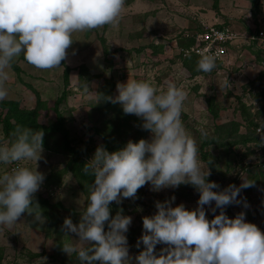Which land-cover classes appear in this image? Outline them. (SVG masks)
<instances>
[{
  "label": "rangeland",
  "instance_id": "obj_1",
  "mask_svg": "<svg viewBox=\"0 0 264 264\" xmlns=\"http://www.w3.org/2000/svg\"><path fill=\"white\" fill-rule=\"evenodd\" d=\"M255 1L252 9L250 0H125L117 26L74 33L64 60L70 68L68 87L56 106L65 119L69 145L85 151L87 163L98 147L112 152L129 140H150L152 134L142 128L141 118L125 114L119 103L111 102L118 96L117 84L128 79L151 80L166 88L167 81H174L188 94L182 120L197 141L202 169L210 173L206 179L219 185L213 191H223L229 185L241 189L239 203L227 205L223 211L229 218L243 212L247 222L264 232V49L255 41L251 44L247 36L264 28V0ZM211 26L236 34L232 44L222 47L223 53L216 54L214 46L187 45V35ZM195 49L199 53L195 54ZM201 53L216 57L211 72L197 71ZM25 64L19 57L8 70V97L3 100L17 102L19 112H37L43 123L52 122L53 101L63 89L62 67L40 70ZM80 64L86 67L85 72L80 71ZM16 65L22 70L16 72ZM5 116L6 110L0 109V136ZM232 123L237 125L235 133ZM200 129L207 132L206 137ZM244 135L249 136L246 142L239 140ZM209 138L217 140L204 143ZM60 144L59 134L52 136L48 139L52 151L43 148L37 161V170L45 178L33 202L39 197L49 204L47 214L42 213L46 219L41 224L24 213L10 228L0 225V264H80L75 253L69 256L62 250L64 242L78 243V237L66 235L62 226L65 218L80 222L88 203L89 183L80 181L66 166L70 155L61 152ZM26 164L36 167L35 161ZM13 166L0 164V173ZM245 182L251 186L241 187ZM199 195L191 184L157 191L147 183L136 198L112 202L131 217L125 233L130 264H137L135 257L144 249L142 241L137 247L144 234L143 218L157 212L156 202L170 201L173 207L183 204L193 210L198 207ZM38 204L42 206L40 201ZM204 208L209 220L221 211L215 201ZM164 247L157 244L156 254Z\"/></svg>",
  "mask_w": 264,
  "mask_h": 264
},
{
  "label": "clouds",
  "instance_id": "obj_2",
  "mask_svg": "<svg viewBox=\"0 0 264 264\" xmlns=\"http://www.w3.org/2000/svg\"><path fill=\"white\" fill-rule=\"evenodd\" d=\"M124 4L125 0H0V100L8 97V70L21 54L37 69L58 68L74 33L117 26ZM215 67L216 57L201 53L197 71L211 72ZM117 89L111 102L119 103L125 114L141 118L142 128L152 137L129 140L112 152L97 148L83 169L94 183L88 186L80 222L65 218L62 226L66 235L78 237V243H62L63 252L75 253L80 264H130L125 233L131 217L121 212L111 216L110 204L121 197L136 198L147 183L157 191L191 184L200 193L196 209L158 201L157 212L143 218L144 234L137 247L142 241L144 249L135 257L137 264H264V232L247 222L243 212L229 218L223 211L239 203L241 189L229 185L213 191L219 185L206 179L210 173L202 169L197 141L182 120L188 95L183 86L169 80L161 88L151 80L128 79ZM200 133L207 136L204 129ZM11 135V140L0 136V164L14 165L0 173V225L10 228L24 213L43 224L46 218L33 200L45 178L37 170L44 132L18 125ZM27 161H35L36 167H28ZM250 186L245 182L241 187ZM213 201L221 211L209 220L204 206ZM157 244L166 245L159 254Z\"/></svg>",
  "mask_w": 264,
  "mask_h": 264
},
{
  "label": "trees",
  "instance_id": "obj_3",
  "mask_svg": "<svg viewBox=\"0 0 264 264\" xmlns=\"http://www.w3.org/2000/svg\"><path fill=\"white\" fill-rule=\"evenodd\" d=\"M251 1V7L252 9L255 7L257 2L255 0H250ZM253 12V11H252ZM195 34L187 35V45H191L194 43L193 38ZM195 56V55H192ZM196 57V56H195ZM194 57V58H195ZM20 59L25 61L23 57V54L20 55ZM196 59V58H195ZM27 63V62H26ZM61 67H62V85L63 89L60 92L59 96L53 101V110H54V120L49 123H43L42 121L39 120V115H37V112L34 111H26V112H19L17 110V102L11 101V100H0V109L1 110H6V116L2 120V131H3V137L4 138H12V132L14 129L19 125L24 128H31L34 131H43L44 136H43V148L49 151H52V149L48 145V139H51L52 136L55 134H59L60 141H61V152L62 153H67L70 155V158L66 162V166L70 168L71 172L78 177L80 181H84L85 183L92 184L94 183V177L92 176L91 173H85L83 171L85 163V151L82 152L81 149H75L72 146L69 145V139H68V131L64 127V117L57 112L56 106L59 104V102L63 99L65 90L68 87V74L70 71L69 66H67L64 61L61 62ZM80 71L85 72L86 67L82 64L79 65ZM13 69L17 72V67H13ZM38 105L43 107V102L38 100ZM56 109V110H55ZM233 126V132H236V124L232 123ZM249 139V136H240L239 140H242V142H246ZM217 139L214 138H209L204 141V143H215ZM227 142L226 144H228ZM229 145V144H228ZM38 202L42 204L40 207L42 210L43 214H47L45 212L46 209L50 208L49 204L42 198L38 197ZM117 212H122L121 209H117V205L114 203L110 204V215L115 216ZM225 214L228 216V213L225 212ZM107 224V223H106Z\"/></svg>",
  "mask_w": 264,
  "mask_h": 264
},
{
  "label": "built area",
  "instance_id": "obj_4",
  "mask_svg": "<svg viewBox=\"0 0 264 264\" xmlns=\"http://www.w3.org/2000/svg\"><path fill=\"white\" fill-rule=\"evenodd\" d=\"M249 36V42L251 44L254 43L264 49V28L255 29L251 35ZM236 34L230 32L227 29L221 27H205L202 32L195 34L193 41L198 43L199 47L206 46L207 48H211L214 46L216 49V54L223 53L222 47L225 44H232L233 39H235ZM208 49V50H209ZM199 53L197 49H195V54ZM198 55V54H197Z\"/></svg>",
  "mask_w": 264,
  "mask_h": 264
},
{
  "label": "crops",
  "instance_id": "obj_5",
  "mask_svg": "<svg viewBox=\"0 0 264 264\" xmlns=\"http://www.w3.org/2000/svg\"><path fill=\"white\" fill-rule=\"evenodd\" d=\"M25 65H30V64L26 63ZM30 66H31V65H30ZM16 67H17L18 71H21V70H22L20 65H16ZM21 73H22V72H20V74H21ZM8 81H10V79H9ZM8 81H7V83H8ZM11 82H12V81H11ZM9 83H10V82H9Z\"/></svg>",
  "mask_w": 264,
  "mask_h": 264
}]
</instances>
